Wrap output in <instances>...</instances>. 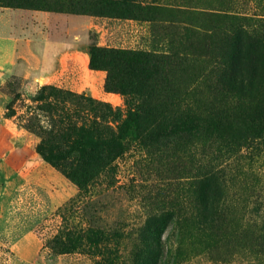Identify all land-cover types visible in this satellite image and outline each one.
Wrapping results in <instances>:
<instances>
[{"label":"rangeland","instance_id":"obj_1","mask_svg":"<svg viewBox=\"0 0 264 264\" xmlns=\"http://www.w3.org/2000/svg\"><path fill=\"white\" fill-rule=\"evenodd\" d=\"M135 1L151 8L155 19H167L166 22L182 27L181 44L173 45L162 53L170 57L182 56L185 24L206 26L209 32L197 36L198 42L191 50L192 55L186 56L189 59L183 62L188 68L184 79L171 68L176 65L174 61L162 62L157 78L159 83L164 79L175 80V85L180 87L179 92L182 87H187V98L202 109L207 107L211 90L206 82L195 85L191 76L202 74L206 66L214 65L215 59L210 52L215 53L220 41L226 37V33L232 32L235 24L226 14L264 15V0ZM197 9L208 13V17L194 15ZM25 11L31 10L6 8L1 4L0 33L10 32L6 26H30L29 16L33 11ZM62 34L54 33L58 37ZM122 36L119 27L109 23L101 25V29H93L91 43L93 46L121 49ZM88 46L91 44L85 48ZM34 47L26 59L19 60L16 69L5 73V77L0 79V214L6 221L2 224L3 229H0V240L10 244L25 236L29 238L32 248L15 250V253L0 250V264H11L12 254L17 259L16 264H94L86 255L61 256L48 248L49 241L62 226L63 218L76 212L74 224H84L80 216L81 208L92 202H98L112 218L122 219V224L129 225L130 233L145 221L150 207H155L158 202L171 208L169 210L174 212L175 220L184 215L178 210H188L189 218L194 208L199 165L209 170L214 164L212 142L201 138L203 151L196 143L188 144L169 162L172 169L167 171L164 169L168 159L161 155H149L137 141H132L135 138H128L125 140L129 143L128 151L115 163V184L110 187L105 173H101L86 187L79 188L70 181L69 175L85 154L83 139L91 135L100 140L118 138L119 128L128 116L126 98L120 93L105 91L107 73L104 71H99L101 75H76V82L83 84L77 90L57 87L39 78L41 55L39 47ZM164 65L170 68L163 71ZM60 90L74 96L83 95L95 105L71 96L60 98L56 93ZM46 102L54 104L52 116L47 111L38 110ZM99 103L107 107H100L97 105ZM217 165L226 171L225 203L235 213L231 218L242 217L246 210L243 221L264 222V142L242 148L234 156L227 155ZM176 232L177 227L173 222L163 240L168 246L173 245V249L180 246L184 251L177 264H227L196 253L195 250L210 249L203 248V243L199 241L201 239L194 231L192 236L191 233L186 234L181 242ZM228 235H231V231ZM129 241L126 250H121L125 256L129 255L134 244L133 239ZM238 260H241L239 254L230 263L235 264ZM161 264L172 263L165 259Z\"/></svg>","mask_w":264,"mask_h":264},{"label":"trees","instance_id":"obj_2","mask_svg":"<svg viewBox=\"0 0 264 264\" xmlns=\"http://www.w3.org/2000/svg\"><path fill=\"white\" fill-rule=\"evenodd\" d=\"M1 4L6 8L54 14L168 21L155 19L151 8L143 7L135 0H0ZM200 10L193 14L207 16L208 13ZM226 15L235 24L232 32L226 33L220 41L215 53L210 52L215 59L214 65L206 66L202 74L191 76L195 85L206 82L211 90V98L203 109L187 98V87H182L179 92L175 80L164 79L159 83L157 78L160 64L174 61L176 65L171 68L184 79L188 68L183 62L189 59L186 56L192 55L197 36L209 32L205 25L185 24L181 58L93 45L85 49L90 70L107 73L105 91L125 96L128 116L119 128L118 138L100 140L91 135L83 139L85 154L69 175L70 181L84 188L96 176L105 173L109 186H113L115 163L128 151L129 143L125 142L128 138H135L132 141H137L149 155L168 159L164 170L172 169L169 162L190 143H196L203 151L200 141L207 139L212 142L214 164L209 170L199 165L194 208L189 217L192 220L189 221L188 210H178L184 215L175 220L171 208L158 202L155 207H150L145 221L130 233L129 225L122 224V219L112 218L98 202H92L81 208L84 224H74L76 212L63 218L62 226L48 243L52 252L61 256L83 254L94 264H161L165 259L177 264L184 251L180 246L173 249V245L168 246L163 240L174 222L180 242L186 234L192 236L194 231L202 240L199 241L203 248L210 249L195 250L196 253L204 254L212 261L231 264L230 261L239 254L241 260L235 264H264V222L243 221L246 210L242 217H234L237 221L231 218L235 213L225 203L226 171L217 165L227 155L234 156L242 148L264 142V15ZM168 68L170 66L164 65L163 71ZM56 93L60 98L71 96L95 105L83 95L74 96L62 90ZM97 105L107 107L101 103ZM38 110L52 116L55 107L52 102H46ZM230 231L231 235H228ZM131 239L134 240L133 247L125 256L121 250H126Z\"/></svg>","mask_w":264,"mask_h":264},{"label":"crops","instance_id":"obj_3","mask_svg":"<svg viewBox=\"0 0 264 264\" xmlns=\"http://www.w3.org/2000/svg\"><path fill=\"white\" fill-rule=\"evenodd\" d=\"M29 17L30 26H6L10 32L0 33V79L5 77V73L16 69L19 60L26 59L27 54H31L33 50L31 48L37 45L34 48L39 47L41 55L38 77L69 90L83 87L81 82H76V75H101L99 71L90 70L89 58L85 53V46L92 45L91 34L94 28L101 29V25L114 24L124 35L119 48L154 53H164L170 50L171 46L181 44L183 32L179 24L171 22H142L42 11H33ZM55 32L63 34L58 37L54 35ZM5 222L4 216L0 214V229H3L2 224ZM29 248H32V244L25 236L10 244L0 240V250H11V253H15V250ZM10 257L11 264H16L15 255Z\"/></svg>","mask_w":264,"mask_h":264}]
</instances>
